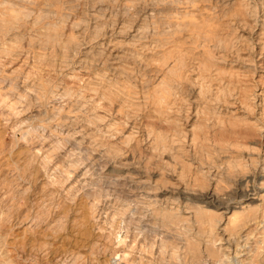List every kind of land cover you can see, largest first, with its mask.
Returning <instances> with one entry per match:
<instances>
[{
  "label": "rangeland",
  "instance_id": "1",
  "mask_svg": "<svg viewBox=\"0 0 264 264\" xmlns=\"http://www.w3.org/2000/svg\"><path fill=\"white\" fill-rule=\"evenodd\" d=\"M262 201L264 0H0V264H264Z\"/></svg>",
  "mask_w": 264,
  "mask_h": 264
},
{
  "label": "bare ground",
  "instance_id": "2",
  "mask_svg": "<svg viewBox=\"0 0 264 264\" xmlns=\"http://www.w3.org/2000/svg\"><path fill=\"white\" fill-rule=\"evenodd\" d=\"M174 1V0H173ZM189 2H191V3H194V1L195 0H188ZM190 12H191V10H190ZM188 15V14H187ZM181 23H179L178 22V27H179V29L182 27H185L184 25H180ZM187 24V23H186ZM185 24V25H186ZM192 24V23H191ZM205 25V24H204ZM177 26V25H176ZM186 26H188V24L186 25ZM190 26V25H189ZM201 26H203V25H201V24H197V23H195V24H193V28H201ZM177 28V27H176ZM187 28V27H186ZM186 28H185V31H186ZM189 28V27H188ZM178 29V30H179ZM184 30V29H183ZM194 32H197V31H194ZM210 34V33H209ZM194 35V34H193ZM195 36V35H194ZM202 37V36H201ZM206 38V37H205ZM183 61H184V58L182 57V56H179L177 59H176V64H180V65H184L183 64ZM177 65V66H178ZM179 65V66H180ZM169 66V65H168ZM174 70H175V68L173 69V68H169V70H167L168 71V73H173L174 72ZM166 89H167V87H165ZM164 88V90L166 91V89ZM125 90V89H124ZM167 91H169L168 89H167ZM117 152V151H116ZM118 155V154H117ZM107 178V177H106ZM262 203L263 204H257L259 207H262V205L264 206V201H262ZM244 208V207H243ZM255 209V210H254ZM155 211V210H154ZM202 211V210H201ZM252 211H254L253 213H255L254 215H253V218H250V219H248L246 222H240L241 224H239L240 226H239V229H238V232H237V230H236V232H237V243L236 244H238V246L240 245V243H239V239L241 240V238H243V236H245L246 238H248L247 239V241L249 240V234H252L251 233V231H248L247 233H245L244 234V232H246L245 230L247 229V228H250L251 226H253L254 225V227L256 228V229H258V227L262 230V232H261V235H263L264 236V208L262 209V210H260L259 211V209L258 208H253L252 209ZM198 214H199V212H198ZM202 215V214H201ZM249 222H251V223H249ZM236 223H238V222H235L234 224H235V226H233L234 228H236V225L238 226V224H236ZM252 224L251 226H248L247 224ZM233 224V225H234ZM213 226V225H212ZM233 228V230H235ZM211 230V229H210ZM233 232V231H232ZM253 232V231H252ZM213 234H214V232H212ZM221 233V232H220ZM234 233V232H233ZM216 236V235H215ZM224 236V235H223ZM230 236V235H229ZM219 237V236H218ZM231 237L232 236H230L228 239H226L227 241H231ZM235 238H236V236H234ZM216 239H218L217 241H219V238H216ZM213 240V239H212ZM235 240V239H234ZM212 246H213V244H212ZM243 246V245H242ZM240 247V246H239ZM218 248V247H217ZM216 249V248H215ZM228 249V248H227ZM216 251V250H215ZM258 252V251H257ZM206 253H208V252H206ZM257 254V253H256ZM210 255V254H209ZM211 256V255H210ZM219 261V260H218Z\"/></svg>",
  "mask_w": 264,
  "mask_h": 264
}]
</instances>
